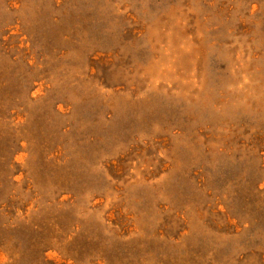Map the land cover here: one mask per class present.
Masks as SVG:
<instances>
[{
	"label": "rangeland",
	"instance_id": "374dc122",
	"mask_svg": "<svg viewBox=\"0 0 264 264\" xmlns=\"http://www.w3.org/2000/svg\"><path fill=\"white\" fill-rule=\"evenodd\" d=\"M0 264H264V0H0Z\"/></svg>",
	"mask_w": 264,
	"mask_h": 264
}]
</instances>
